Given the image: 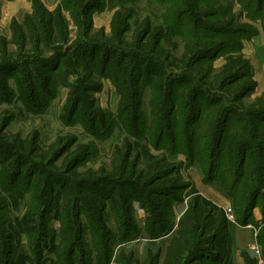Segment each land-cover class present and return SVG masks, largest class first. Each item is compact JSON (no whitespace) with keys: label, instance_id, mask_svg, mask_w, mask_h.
Here are the masks:
<instances>
[{"label":"rangeland","instance_id":"374dc122","mask_svg":"<svg viewBox=\"0 0 264 264\" xmlns=\"http://www.w3.org/2000/svg\"><path fill=\"white\" fill-rule=\"evenodd\" d=\"M7 1L13 0H0V35L9 37L8 25L11 19L22 21L24 14L31 12V3L29 0H16L14 3ZM185 1L191 3V0ZM43 2L46 7L53 9L61 0H43ZM198 2L201 4L200 0ZM101 3V9L99 7L98 10H92V28L86 37L82 35V30H78L77 26L71 22V41L68 44H59L53 46V48L43 49L41 59L54 55L56 51V56L66 51V54L60 59L48 62L50 63L49 68L54 66L55 68L50 70L49 74L51 76L47 85L44 77L47 73L41 67V60H36L35 57L30 58L33 54H36L31 50V47L22 51L11 45L9 46L8 57L3 54L0 55L1 68L6 69L3 66L8 60L11 61V64L15 62L17 65L14 66L18 67L16 74L13 72L14 74L6 79L7 89L10 93L0 96V181L3 182L4 171L14 172L12 180L14 183L7 182V185L16 189L12 191L11 195L7 196L10 204L8 211L12 214V217L10 216V221L5 224V229L12 230L14 228L17 230L16 240L18 242L14 256L17 258L16 264H32L29 260L32 251L27 246L28 239L24 233L26 223L23 222L22 216H25L27 212L26 202L31 204L33 200L31 193L37 188H39V192L35 197L38 202L46 207L51 204L54 205L57 214H60L59 206L62 195H65L66 191L72 190L73 194L77 195L76 198L78 197L81 200L78 195V186L84 175L78 174L86 173L88 170L99 173V176L91 181H84L88 186L108 192L113 188V185H117L116 190H119L120 186L129 191L130 186L137 182L134 177L119 180L118 184L116 177L111 178L107 174V171L111 170L112 167L114 146H119L125 141L133 143L134 146L129 161L139 155L137 170L143 169L145 163L155 157L164 156L167 160L174 161L171 156L176 155L177 157V155H180L184 158V161L178 159L174 162L179 164L185 162V155L181 150V145L185 141H179L177 144L176 149L181 153H168L167 151L170 146L173 147L171 142L175 139L174 133L177 130V123L184 120L180 112L178 119L172 120V122L167 121V97L168 90L171 87L179 94L180 99L183 89L187 99H190L189 96L194 90L199 89L200 92L203 91L208 96H217L222 99L223 104L229 105L233 109L223 130V141L221 140L222 143L220 144L217 143L218 146L224 145L228 135L233 131H237L238 125L243 124L247 131L249 130V133H252L253 130L252 125H250V117L247 115L249 112L247 106L256 96L264 92V46L257 48L255 44L257 34L263 32L264 17H262V14L253 11L251 8L248 11L240 0H209V3L218 10L219 14L212 17L211 15L206 16L210 12L202 13L206 17L200 18L198 16L200 18L199 25L202 26L197 28L206 35H215L221 45L214 50V53L201 52L195 56L194 53H191L186 59H183L182 53L185 51L186 42L195 38L192 31L185 27L187 16L189 18L190 16H196L191 10L192 6L187 9L184 23L170 28L169 23L165 25L164 16L169 15L174 4H180L177 3V0L173 2H170V0H130L128 3L123 4L124 7H133L134 14L128 20L127 27L122 28L121 23L114 16V12L119 9V6L109 8L108 0H101ZM82 8L83 6L79 7V15L83 13ZM119 10L123 9L120 7ZM64 15L69 19L66 11H64ZM230 16L233 17L236 25H249L251 30L247 33L242 30L239 32L218 31L214 33L211 27H209L211 29H206L216 18L224 19ZM145 18L150 19L151 27H164V36L158 44L153 39H147L146 35L141 39L144 27H141L140 23ZM113 22L115 23L114 26L112 25ZM176 29L181 32H175ZM186 31L192 37L188 36ZM78 40H82L84 43L75 44L74 41L77 42ZM92 42L97 44L94 45ZM90 43L93 47L88 45ZM142 44L146 50L139 48ZM173 45H175V49L172 48ZM156 46L155 52H150ZM158 48H160V51ZM237 52H241L250 61L253 69V79L256 81L254 91L240 99V101H234L238 100V94L234 88L240 79L232 82L226 81L227 83H225L220 79L222 76L220 77L219 74L226 55ZM85 54H87V61L83 60L81 56ZM58 60L60 61L57 63ZM150 60L155 62L152 68ZM44 61L47 63V60ZM146 67L151 70V73L146 74ZM118 68H122L121 74H119ZM28 70L33 72L38 82L36 90H33L29 80H26ZM138 70H141V72L139 73ZM117 74H119L118 86L114 82ZM16 76H19V80L23 81L25 85L22 91L19 90ZM90 84L93 86L99 84L100 89L94 91ZM136 91L140 96L139 99L136 96ZM22 92H25V95ZM157 97L160 98L159 105L153 114L151 103L156 101ZM198 98L205 108L213 107V105L210 106L206 102L204 103V100H207L208 97L206 98L201 94ZM187 106L184 104L182 109L186 110ZM238 116L243 123L237 122ZM153 120L157 126V132L155 134L151 132V135H149L148 129ZM170 124L173 130L172 133L169 128ZM180 124V127H182L183 122ZM185 131L188 135L190 134L189 128L185 127ZM185 131L182 130L183 133ZM247 138L249 144H257L256 139H252L249 135H247ZM152 142H161V147L156 148ZM195 143L196 151L199 152L200 157L210 153V142L206 145H202L203 143L197 145L195 140ZM56 148L60 149L61 153H59L57 159L52 160L53 154L57 152ZM254 148L249 149L248 154L254 157L256 168L258 165L256 159L258 151ZM21 156L30 160L31 164L32 161L35 162L29 165V168L27 167L31 187L25 191L26 193H23L19 179H17L20 175L18 171L20 166H17L16 163L18 161L23 163ZM220 160L222 163L217 170V175L228 178L223 169L226 162L224 158ZM3 163H5V168L2 167ZM195 163L198 164L203 173L200 163L198 161H195ZM120 164L118 162L117 166H120ZM40 165H44L46 172L41 169ZM72 165H74L73 168ZM189 166L183 167L181 173L183 170L185 173V169ZM25 169L26 167H23L24 172ZM185 179L191 180V176ZM49 185L55 191L56 189L61 191L50 194L53 189L48 190L46 186ZM139 186L140 191L135 193L132 191V193L148 202V191L150 189L146 186ZM0 194L7 195L2 190H0ZM76 198H70V202ZM133 202L135 222L142 229L145 221V211L136 201ZM85 204L87 205V203ZM147 204L149 205V202ZM178 204L185 206L184 202ZM178 204L175 205L176 218L180 216L184 209V207L182 209V206L177 209ZM36 213L38 212L36 211ZM256 213H258L257 210ZM73 214H69L70 219H72V216L74 217ZM80 217L85 223L84 216L81 214ZM37 218L39 217L37 216ZM91 218L94 220L93 213ZM46 222L53 230L50 231V239L53 242L59 230V223L54 218L48 219V216ZM94 222H96V219ZM70 225L73 226V223ZM106 225L112 231L115 230L116 232L118 229V223L115 221L114 213L110 209L106 211ZM251 225L257 227L253 223ZM3 237L4 232L0 229V242ZM159 239L163 240L164 238ZM85 240L89 245L92 244L89 232L86 233ZM129 242L118 241L114 246L119 244V247H121ZM158 243L153 242L151 244L154 245L151 246ZM148 245L150 244L142 246L129 245L126 249H133L135 254L141 257L144 253V246L147 247ZM43 256V264H52V256L48 251L44 250ZM250 256L254 257L253 254Z\"/></svg>","mask_w":264,"mask_h":264},{"label":"trees","instance_id":"16d2710c","mask_svg":"<svg viewBox=\"0 0 264 264\" xmlns=\"http://www.w3.org/2000/svg\"><path fill=\"white\" fill-rule=\"evenodd\" d=\"M129 1L108 0L109 8L119 6V9L120 7L123 9L121 11L118 9L114 12V16L121 23L122 28L127 27L128 20L134 14L133 7H124L123 3H128ZM173 1L175 0H170V2ZM184 1L177 0V3L180 4H174L169 15L164 16L165 25L169 23L170 28H174L176 25L184 23L183 20L187 14V9L191 8L189 6H192L191 10L196 14V16H190L189 14L190 18L187 16V19H185V27L192 31L195 38L186 42L185 51L182 53L183 59H186L191 53H194V56L201 52L214 53V50L219 48L221 42L215 38V35L209 36L203 32L201 33L202 30L197 27L202 26L199 25L200 18L209 15L212 17L217 16L219 14L218 10L209 3V0H200L201 4H199L198 0H189L191 3ZM240 1H242L245 8L247 7L248 11L251 8L264 17V0ZM29 2L31 3V12L25 13L20 22L14 18L11 19L8 25L9 37L0 35V55L3 54L8 57L9 46L11 45L22 51L31 47V50L36 54H33L30 58L35 57L36 60H41V67L47 73L44 75L47 85L51 76L49 74L50 70L55 68V66L49 68L50 63L48 62L60 59L66 54V51L65 53L57 54V56L56 51L54 55L41 59L43 49L53 48V46L59 44H68L71 41V22L77 26L78 30H82V35L86 37L92 28V10H98L99 7L101 9L102 3L101 0H61L53 9H49L43 0H29ZM80 6H83L81 15L78 14ZM64 11L68 13L69 19L64 15ZM204 12L210 13L203 16L202 13ZM140 24L141 27H144L141 39L146 35L147 39H153L158 44L159 40L163 38L165 33L163 26L151 27L152 23L149 18L143 19ZM112 25L114 26L115 23L113 22ZM209 27L212 28L214 33L218 31L239 32L241 30L247 33V31L251 30L249 25H236L231 16L224 19L216 18L206 29H211ZM179 29L174 31H179L180 33ZM262 30L264 33V23ZM186 32L188 36L192 37L188 31ZM74 42L75 44L84 43L82 40ZM92 43L94 45L97 44L96 42ZM92 43L88 45L92 46ZM139 48L145 49L143 44ZM155 48L157 46L152 48L150 52H155ZM172 48L175 49V45ZM158 50L160 51V48ZM59 51L61 52V50ZM81 56L83 60L87 61V54ZM43 60H47V63L43 62ZM195 60L194 62H196ZM5 63L2 66L9 71L7 72L6 69L0 67V96L10 93L7 89L6 79L14 73L16 74L18 69L17 66H14L17 65L15 62L11 64V61L8 60ZM150 65L151 68L154 67L155 62L150 60ZM121 69L118 68L119 74H121ZM27 72L26 80H29L33 90H36L38 82L34 74L30 70ZM138 72L140 73L141 70H138ZM148 73H151V70L146 67V74ZM119 74L114 79L117 86ZM219 74L220 77L222 76L220 79L225 83H227L226 81L232 82L240 79L234 88L238 94V100L234 101H240L246 95L251 94L256 87L251 63L241 52L226 55ZM16 78L19 90L22 91L25 85L23 81L19 80V76H16ZM90 87L94 91L100 89L99 84L94 86L90 84ZM184 91L183 89L180 99L179 94L171 87L168 90V106L166 107L168 108L167 121L172 122V120L178 119L180 112L184 118L181 121L183 122L182 127H180L181 122L177 123V130L174 133L175 139L171 142L173 147L170 146L167 150L168 153L180 152L176 149L177 144L179 141H185L181 145L182 153L185 155L184 163L179 164L169 161L164 156L155 157L148 160L143 169L137 170L139 155L129 161L134 146L133 143L125 141L119 146H114L112 167L111 170L107 171V174L111 178L116 177L118 184L119 180L134 177L137 182L130 186L129 191L124 190L120 186L119 190H116L118 186L116 185V187L113 183V188L108 192L88 186L84 181H91L99 176L98 172L88 170L86 173L78 174L84 175L78 186V195L81 200L78 197L76 198L77 195H74L72 190L66 191L65 195H62L59 206L60 214H57L54 205L51 204L46 207L38 202L35 196L38 194L39 188L31 193L33 200L31 204L26 202L27 212L25 216H22V220L26 223L24 233L28 239L27 246L32 251V256L28 257L32 264L44 263V250L51 254L52 264H109L112 260L118 264H230L231 236L224 210L203 198L195 189L193 183L190 180H186L181 173L183 167L192 165L195 161H198L201 165L203 171L202 181L204 183H212L219 180L223 188L231 192L235 222L241 226L251 223L257 226L256 242L260 247L263 259L262 264H264V92L256 96L247 106L249 109L247 115L250 117V125H252L253 129L252 133H249V130L247 131L243 124L241 126L238 125L237 131H233L228 135L224 145L218 146L217 143L220 144L223 141V130L233 109L229 105L223 104L222 99L217 96H208L203 91L200 92L199 89L194 90L190 94V99H187ZM22 93L25 95V92ZM201 94L206 98L208 97L207 100L203 99L204 103L206 102L210 106L213 105L214 108H205L203 106L202 102L198 100ZM136 96L139 99L140 96L137 91ZM159 99L157 97L156 101H152V113L157 110ZM137 103L139 106V101ZM184 104L188 105L186 110L182 109ZM237 122L243 123L239 116L237 117ZM258 123L260 125H257ZM185 127L189 128V135L185 131ZM156 128L157 126L153 120L148 129L149 135H151V132L155 134L157 132ZM169 128L172 133L171 124ZM183 129L185 133L182 132ZM247 135L252 139H256L257 144H249ZM195 140L197 145L199 143L206 145L210 142V153L200 157L199 152L196 151ZM160 143L152 142L156 148L161 147ZM252 147H255L254 149L258 151L256 157L258 160L257 169L255 168L254 157L248 154V150ZM55 150L57 152L53 154L52 160L57 159L59 153H61L60 149L56 148ZM21 157L23 158L21 159L23 163H20V161L16 163L17 166H20V170H18L20 175L17 179H19L23 193H26L25 191L31 187V180L27 175V167L29 168V165L35 162L32 161L31 164L30 160L23 156ZM220 157L224 158L226 162L223 169L228 178L217 175V170L222 163ZM14 159L16 160V157ZM118 162L121 163L120 166H117ZM74 165H72V168ZM4 166L5 163H3L2 167ZM23 167H26L25 172ZM40 167L46 172L44 165H40ZM4 172V174L2 173L3 184L0 181V190L7 195L0 194V229L4 232V237L0 242V264H16L17 258L14 256L18 242L16 240L17 230L14 228L12 230L5 229V224L10 221V216L12 215L8 211L10 204L7 196L11 195L12 191L16 189L7 185V182H12L14 172L11 173L7 170ZM139 185L150 189L148 191L149 205L147 204L148 202L133 194L140 191ZM46 188L48 190L53 189L50 194L61 191L60 189L55 191L50 185L46 186ZM184 192L186 193L183 195ZM72 197L76 199L70 202ZM133 201H136L145 211V221L142 229L135 222ZM181 202L185 203V208L180 216L176 218L175 205ZM258 205L261 207L262 214L259 223L253 217V209ZM108 209L113 211L115 221L118 223L116 232L106 225V211ZM40 210L41 212L39 213ZM71 213H74L72 219L69 217ZM92 213L96 222L91 218ZM81 214L84 216L85 223L80 217ZM47 216L48 219L54 218L59 223V230L53 242L50 239V231L53 230L46 222ZM37 223L38 225L36 226ZM71 223H73V226L70 225ZM86 231L89 232L92 240L90 245L85 240ZM143 234L147 239L151 240L162 237L164 239L155 246L148 245L145 247L141 257L137 256L133 249H126L125 246L119 247L116 252L114 251L113 247L116 242H129ZM242 258L243 264H257L254 257L247 252H242Z\"/></svg>","mask_w":264,"mask_h":264},{"label":"crops","instance_id":"0c3cea01","mask_svg":"<svg viewBox=\"0 0 264 264\" xmlns=\"http://www.w3.org/2000/svg\"><path fill=\"white\" fill-rule=\"evenodd\" d=\"M14 1H7L10 3H14ZM262 34V35H261ZM263 37V38H261ZM255 44L257 48L264 46V33L259 32L257 34V38L255 40ZM172 159L174 161H177L178 159L180 161H184V158H182L180 155H173ZM180 157V158H179ZM184 178H187L191 176V182L193 183L195 189L198 191V193L205 198L206 200L212 202L216 206L222 208L223 210L226 208H232V197L231 192L226 191L222 184L219 181H214L212 183H204L202 181L203 173L201 172L200 167L197 163H193L189 166V168L185 169L182 172ZM183 206V204H178L177 209H180L179 207ZM184 210V209H183ZM182 210V211H183ZM256 210L258 213H256ZM253 217L254 220L258 223L261 221L262 214H261V207L257 206L253 209ZM228 228L231 236V258H230V264H243V258H242V252H247L249 255H252L251 250L249 249V245L256 244V228L255 226L248 224L245 226H241L237 224L236 222H229ZM159 240L162 239H147L146 236L143 234L139 238H137L134 241H131L129 243L124 244L125 247H129V245H137L142 246L145 244H151L153 242H160ZM139 244V245H138ZM134 247V246H133ZM145 247L143 248V251L145 250ZM117 248H119V244H116L113 249L116 251ZM109 264H118L116 261L112 260Z\"/></svg>","mask_w":264,"mask_h":264},{"label":"built area","instance_id":"2783aa9c","mask_svg":"<svg viewBox=\"0 0 264 264\" xmlns=\"http://www.w3.org/2000/svg\"><path fill=\"white\" fill-rule=\"evenodd\" d=\"M225 216L229 222H235V214L232 208H226L224 209ZM251 250L252 254L254 255L256 259L257 264H262L263 260L261 258V251L260 247L256 244H251L248 246Z\"/></svg>","mask_w":264,"mask_h":264}]
</instances>
